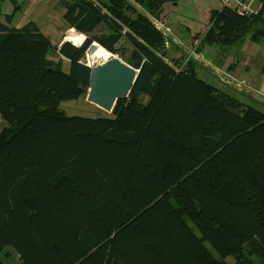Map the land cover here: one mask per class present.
Masks as SVG:
<instances>
[{"label": "trees", "instance_id": "trees-1", "mask_svg": "<svg viewBox=\"0 0 264 264\" xmlns=\"http://www.w3.org/2000/svg\"><path fill=\"white\" fill-rule=\"evenodd\" d=\"M167 1L63 0L68 27L88 36L61 47L68 71L35 21L0 20V254L12 245L18 264H264V109L200 77L193 59L170 60L152 18ZM210 22L205 45L264 38V12L222 6ZM92 41L139 73L111 114L68 115L61 103L89 90L80 60Z\"/></svg>", "mask_w": 264, "mask_h": 264}, {"label": "rangeland", "instance_id": "rangeland-1", "mask_svg": "<svg viewBox=\"0 0 264 264\" xmlns=\"http://www.w3.org/2000/svg\"><path fill=\"white\" fill-rule=\"evenodd\" d=\"M17 1L22 3L21 0ZM55 2L58 3L59 0H55L49 7L45 5L46 0H44V4L41 3L36 11L37 17L43 13L48 14L42 25L46 24L49 29L43 26L42 30L52 35L53 42L59 37L54 21L61 22V14L58 10L62 9L58 4L53 7ZM1 4L4 12L13 14L16 22L25 15L23 6L22 9L12 6L16 4L15 0H3ZM9 6H12L10 10ZM222 6L221 0L167 1L163 5L161 16L155 20V23L159 24L169 38L168 47L166 46L168 57L170 60L176 57L193 59L200 77L225 89L242 102L264 109V38L254 41L248 35L242 44L224 48L203 44L204 35L211 25V11L221 9ZM0 15H2V8H0ZM59 46L60 43L55 44L49 53V58L63 64ZM110 54L121 57L123 60L127 59V56H121V53L111 52ZM87 95L88 93L78 99L63 101L60 107L68 115L97 117L112 113L91 102ZM7 124L8 122L0 113V129ZM0 257L7 264H18L20 261L19 254L12 245L5 246ZM228 261L233 263L234 259L228 257Z\"/></svg>", "mask_w": 264, "mask_h": 264}, {"label": "water", "instance_id": "water-1", "mask_svg": "<svg viewBox=\"0 0 264 264\" xmlns=\"http://www.w3.org/2000/svg\"><path fill=\"white\" fill-rule=\"evenodd\" d=\"M68 35H83L85 39L82 45L88 39L86 34L79 32L72 26L66 31L64 42L58 48L59 51L63 44L69 42L65 39ZM100 46L97 41H92L86 52L93 54ZM62 59L64 69L69 70L72 65L71 59L64 55H62ZM88 66H90L88 99L104 110L112 112L119 99L129 96L137 79L139 69L116 55H112L109 60L97 65Z\"/></svg>", "mask_w": 264, "mask_h": 264}, {"label": "crops", "instance_id": "crops-1", "mask_svg": "<svg viewBox=\"0 0 264 264\" xmlns=\"http://www.w3.org/2000/svg\"><path fill=\"white\" fill-rule=\"evenodd\" d=\"M3 0H0V4ZM13 1V0H12ZM15 0V3L16 4H13L12 6L15 7V8H20L22 9V6L24 7V11H25V15H23V17H21V19L19 21H15V17L13 16V19L12 21L9 23L10 26H14V27H21L22 25H24L28 20H33L36 22V24L39 26L40 30L46 34H48L51 38H52V35L50 33H48L47 31H43L42 28L43 26L46 28V29H49L46 24H43V21L45 20L46 16H48V14H44L43 15H40L39 17H37L36 15V11H37V8L39 7V5L41 3L44 4V0H21L22 3H20L19 1ZM55 0H49V4H47L48 0H46V3L45 5L47 6H51L50 4L51 3H54ZM263 3H264V0H263ZM59 5L62 9L60 11V9L58 10L59 13L61 14V22H58V21H54V24H56L57 28H58V34H59V37L58 39L54 42L55 44L56 43H60V45L64 42V36H65V33L66 31L70 28L68 27V25L66 24L65 20L63 19V14L65 12L64 10V7H63V0H59L58 3L55 2V4H53V7L55 5ZM12 6H9V10ZM2 8V15H0V20L2 21H5V16L7 14H10V12L6 13L4 12V9H3V5L1 4V7ZM45 12V11H44ZM161 16V14H160ZM153 20L155 21L157 18L156 17H152ZM160 28V27H159ZM164 31V30H163ZM61 34V35H60ZM53 40V39H52ZM263 87H264V84H263Z\"/></svg>", "mask_w": 264, "mask_h": 264}, {"label": "built area", "instance_id": "built-area-1", "mask_svg": "<svg viewBox=\"0 0 264 264\" xmlns=\"http://www.w3.org/2000/svg\"><path fill=\"white\" fill-rule=\"evenodd\" d=\"M223 6L237 11L243 15L264 12L263 0H221ZM159 27V24H156ZM62 57V54H60ZM111 57V56H110ZM65 71H68L64 69Z\"/></svg>", "mask_w": 264, "mask_h": 264}, {"label": "bare ground", "instance_id": "bare-ground-1", "mask_svg": "<svg viewBox=\"0 0 264 264\" xmlns=\"http://www.w3.org/2000/svg\"><path fill=\"white\" fill-rule=\"evenodd\" d=\"M109 50L100 46L93 54L85 53L80 60L82 63L87 65H97L101 62L109 60L111 54Z\"/></svg>", "mask_w": 264, "mask_h": 264}, {"label": "clouds", "instance_id": "clouds-1", "mask_svg": "<svg viewBox=\"0 0 264 264\" xmlns=\"http://www.w3.org/2000/svg\"><path fill=\"white\" fill-rule=\"evenodd\" d=\"M65 39L71 42L75 47H79L83 44L85 37L83 35L80 36L68 35L66 36Z\"/></svg>", "mask_w": 264, "mask_h": 264}]
</instances>
